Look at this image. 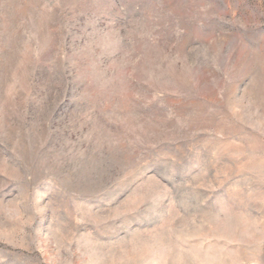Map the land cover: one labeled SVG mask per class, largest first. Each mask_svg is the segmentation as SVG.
<instances>
[{"label":"rangeland","instance_id":"obj_1","mask_svg":"<svg viewBox=\"0 0 264 264\" xmlns=\"http://www.w3.org/2000/svg\"><path fill=\"white\" fill-rule=\"evenodd\" d=\"M0 264H264V0H0Z\"/></svg>","mask_w":264,"mask_h":264}]
</instances>
